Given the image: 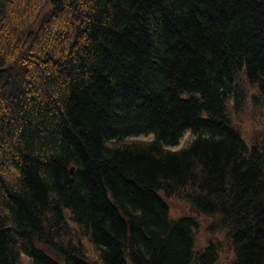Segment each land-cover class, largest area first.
<instances>
[{
    "label": "trees",
    "instance_id": "trees-1",
    "mask_svg": "<svg viewBox=\"0 0 264 264\" xmlns=\"http://www.w3.org/2000/svg\"><path fill=\"white\" fill-rule=\"evenodd\" d=\"M197 217L264 264V0H0V264H217Z\"/></svg>",
    "mask_w": 264,
    "mask_h": 264
},
{
    "label": "rangeland",
    "instance_id": "rangeland-1",
    "mask_svg": "<svg viewBox=\"0 0 264 264\" xmlns=\"http://www.w3.org/2000/svg\"><path fill=\"white\" fill-rule=\"evenodd\" d=\"M253 92L250 91V95ZM256 120V119H255ZM254 120V121H255ZM234 124L237 126L241 132L243 138L247 143H250L253 137V132L257 128L256 123L249 121H235ZM151 137H139L136 140H150ZM191 140V135L185 133L180 140L179 146L174 148H168L172 151L178 150L186 146V144ZM165 199V198H164ZM165 203L169 210V218L172 221L178 220L184 216H195L187 202L180 200L165 199ZM199 222V231L196 233L195 237V249L197 251L203 249L209 242L216 243L219 248V256L217 264H230L234 258V253L232 250L231 243L227 241L224 235L218 231H213L210 226L214 223L213 219L207 217H197Z\"/></svg>",
    "mask_w": 264,
    "mask_h": 264
},
{
    "label": "water",
    "instance_id": "water-1",
    "mask_svg": "<svg viewBox=\"0 0 264 264\" xmlns=\"http://www.w3.org/2000/svg\"><path fill=\"white\" fill-rule=\"evenodd\" d=\"M73 171H74V169L71 168L70 173L73 174ZM74 261L76 264H90L85 259L78 257V256H74Z\"/></svg>",
    "mask_w": 264,
    "mask_h": 264
}]
</instances>
